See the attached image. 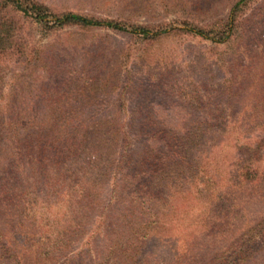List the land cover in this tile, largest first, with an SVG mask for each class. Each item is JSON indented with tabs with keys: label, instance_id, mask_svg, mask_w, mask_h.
I'll return each mask as SVG.
<instances>
[{
	"label": "trees",
	"instance_id": "obj_1",
	"mask_svg": "<svg viewBox=\"0 0 264 264\" xmlns=\"http://www.w3.org/2000/svg\"><path fill=\"white\" fill-rule=\"evenodd\" d=\"M111 6L98 15L0 0V264H35L40 230L56 215L81 241L48 250L55 264H264V0H230L223 16L201 22L167 20L168 0ZM28 23L42 36L75 27L151 44L196 38L212 45L206 53L217 56L206 62L219 78H174L165 108L180 117H121L120 101L103 114L97 101L107 86L118 96L134 86L119 79L123 69L140 68L153 89L169 82L151 76V85L146 62L123 47L109 64L95 50L71 63L68 51L31 40ZM135 137L144 140L139 150ZM242 196L261 202L259 214L243 211ZM187 198L201 201L196 218L178 210ZM211 208L220 215L207 221ZM223 225L221 246L211 254L197 246L206 228Z\"/></svg>",
	"mask_w": 264,
	"mask_h": 264
},
{
	"label": "rangeland",
	"instance_id": "obj_2",
	"mask_svg": "<svg viewBox=\"0 0 264 264\" xmlns=\"http://www.w3.org/2000/svg\"><path fill=\"white\" fill-rule=\"evenodd\" d=\"M47 3L51 4L53 7L57 6L56 8L64 9L69 8L73 10H79L81 12H92L98 15H103L105 12L109 11V9L113 8L116 5L119 6L123 4V0H44ZM171 2L174 7L170 8L169 11L166 12V19L171 21L175 18L181 17H190L194 21L201 22L203 19L211 20L215 19V17L223 16L226 12L227 6L229 5L230 0H168ZM111 4V5H110ZM257 8L259 7L257 3L255 5ZM257 10V9H256ZM260 10V9H259ZM264 12V11H263ZM183 14V15H182ZM143 16H138L137 20L140 22L143 20ZM25 33L26 35L31 38L34 42H36L39 46L42 45H51V48H61L63 55L71 54L70 62L76 63L78 59L81 57L82 54L88 52V50H95L97 53H102L105 55L104 60L107 64H109V55H111L113 48L115 47H123L128 49L131 53L130 56L135 55L138 59L137 63L146 62V73L147 77L151 79V76L154 78H162L165 82L166 80L169 82V86L164 89L165 85L162 83L161 87L157 85L156 88H150L146 86L144 82V76L141 75V71L138 65V68L130 69H123L119 76V79H122L124 75L128 78L132 79L133 87L126 92L121 93L120 96L116 95V88L117 85L110 84L104 90L105 94H102V99L98 102L102 108H100V112L103 114H112L110 110V104L117 103L120 101V104L124 105V110L120 111L118 116L121 117H132L141 119V117L146 115H162V116H181L182 113H172L167 112L165 106H167L171 101L174 99L170 95L169 87L173 80H183L188 79V76L191 75L193 80L198 82L205 80V83H210L211 80H216L219 78V73L211 68V64H209L208 58H210L211 54L217 56L215 52L206 53L210 50L211 44L206 41H200L196 38H184L183 40L175 41L167 39H161L159 42H144L143 40L139 42L138 40H133L126 35L118 34L102 29H79L75 27H67L53 34H46L44 36L37 30V28L32 24L25 25ZM135 46H130L132 44ZM222 47L219 45L218 50ZM55 49V48H54ZM68 51V53H65ZM258 55V53H257ZM136 62V59H134ZM140 61V62H139ZM168 61H171L173 68L170 70L168 69V77L163 76L165 72V67ZM195 61L196 67L191 69V63ZM197 61L199 62L197 64ZM254 61H258L262 63L261 58H256ZM203 62V64H202ZM206 62V64L204 63ZM69 63V64H71ZM134 64V65H135ZM151 64V65H150ZM112 65V62L109 66ZM108 66V67H109ZM104 71L107 68L104 66L101 67ZM131 70V71H130ZM10 71H15V68L11 69ZM113 69H107V73H111ZM130 71V73H129ZM193 72V75H192ZM214 76L212 78L211 76ZM146 76V75H145ZM148 82L151 85H155L150 79ZM176 78V79H174ZM156 86V85H155ZM103 92V93H104ZM102 93V92H101ZM28 92H23L24 100L30 102V96H28ZM35 99V98H34ZM4 100H6L4 98ZM105 104V105H104ZM172 104V103H171ZM157 113V114H156ZM112 116V115H111ZM133 147L136 150L141 148L140 145L144 143V140L141 137L134 138ZM222 175V172H220ZM240 198V197H239ZM185 202V203H184ZM200 200L196 198H187L186 201L180 199L179 204H183L182 207H179L178 210L180 211H188L191 214V219L196 218V214L194 210L201 211ZM259 200L248 202L246 196H242V206L244 207L243 211L248 212L250 215H257L259 214L258 211L262 210L261 202ZM29 211L35 208L34 205L28 204L27 205ZM176 212V210L174 209ZM212 211V212H211ZM217 209L209 210L208 213H203L205 216L204 218L207 221L215 220L217 217ZM220 213L218 214V216ZM238 217V215H236ZM227 217V216H226ZM221 217H219L220 219ZM222 220V219H220ZM186 221H184L185 223ZM236 222V221H234ZM191 223V222H190ZM186 224L189 226V224ZM207 224V222L205 223ZM226 231V225L221 227H217L214 231H210L208 228L204 230L203 233H207L206 237H200L198 241L201 246H205L204 248L207 250L209 254L215 250L217 246H221L222 239L216 238ZM81 241L79 236L75 235V232L68 229L65 226V223L58 219L57 215L52 216L48 220L45 221L44 226L40 230L39 238H38V255L35 259V264H55L54 259L47 254V251L53 248H65L74 250L75 246L78 242ZM164 245V244H163ZM200 247V246H199ZM159 245L154 243L153 246H150L151 253L154 255L158 254ZM162 249H165L164 247ZM150 253V252H149ZM150 253V254H151ZM151 254V255H152ZM260 264V263H257Z\"/></svg>",
	"mask_w": 264,
	"mask_h": 264
}]
</instances>
